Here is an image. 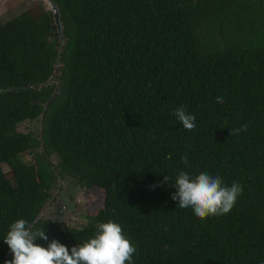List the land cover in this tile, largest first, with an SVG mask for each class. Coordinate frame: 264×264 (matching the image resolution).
<instances>
[{"label":"trees","instance_id":"trees-1","mask_svg":"<svg viewBox=\"0 0 264 264\" xmlns=\"http://www.w3.org/2000/svg\"><path fill=\"white\" fill-rule=\"evenodd\" d=\"M52 1L59 32L38 4L0 21V264L19 218L43 228L42 247L70 250L111 220L134 264H264V0ZM180 106L195 131L172 115ZM40 116L38 136L17 132ZM181 170L243 192L200 220L171 199ZM63 176L101 201L79 229L36 220Z\"/></svg>","mask_w":264,"mask_h":264},{"label":"clouds","instance_id":"clouds-1","mask_svg":"<svg viewBox=\"0 0 264 264\" xmlns=\"http://www.w3.org/2000/svg\"><path fill=\"white\" fill-rule=\"evenodd\" d=\"M224 102L222 96L216 98L217 104ZM172 115L185 130H196V118L188 114L184 106L175 108ZM247 128V124L230 128V135H239ZM181 162L188 167L187 154L181 157ZM170 179L164 176L161 183H169ZM172 186L175 192L171 199L178 202L179 208L190 209L200 220L227 215L243 192L240 183L226 186L219 176L208 172L192 176L178 171ZM38 239L48 240L43 228L35 229L24 218L11 223L3 242L8 246L12 259L4 264H134L133 256L137 253L136 246L126 237L121 225L111 220L98 224L92 238L70 250L55 239L47 247H42L34 243Z\"/></svg>","mask_w":264,"mask_h":264},{"label":"rangeland","instance_id":"rangeland-1","mask_svg":"<svg viewBox=\"0 0 264 264\" xmlns=\"http://www.w3.org/2000/svg\"><path fill=\"white\" fill-rule=\"evenodd\" d=\"M33 4H38L44 12H49L41 0H0V21L10 20L28 10ZM42 121V118L39 117L35 120L25 121L19 124L16 130L22 134L31 133L33 136H38ZM21 160L30 163V154L21 156ZM49 160L53 165H56L58 161L55 156H51ZM1 170L7 180L13 184L9 169L2 165ZM100 203L97 192L81 189L76 182L66 176L58 177L48 190V197L37 220L48 222L51 226L59 229L66 227L79 229L85 224L86 217L94 215L100 209Z\"/></svg>","mask_w":264,"mask_h":264},{"label":"water","instance_id":"water-1","mask_svg":"<svg viewBox=\"0 0 264 264\" xmlns=\"http://www.w3.org/2000/svg\"><path fill=\"white\" fill-rule=\"evenodd\" d=\"M41 1H42V4L44 5L45 9H47V11H49L51 13L54 26L56 27V30L59 31L58 13H57L56 5L53 3L52 0H41ZM39 118L41 119L42 116H40ZM53 156H55V155H53ZM37 218H38V216L36 217V220H37Z\"/></svg>","mask_w":264,"mask_h":264},{"label":"flooded vegetation","instance_id":"flooded-vegetation-1","mask_svg":"<svg viewBox=\"0 0 264 264\" xmlns=\"http://www.w3.org/2000/svg\"><path fill=\"white\" fill-rule=\"evenodd\" d=\"M48 223V222H47ZM50 224V223H49Z\"/></svg>","mask_w":264,"mask_h":264}]
</instances>
